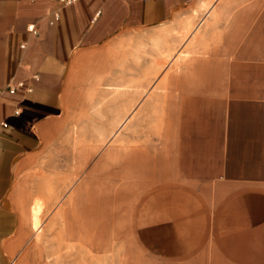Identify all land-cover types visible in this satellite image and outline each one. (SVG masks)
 Wrapping results in <instances>:
<instances>
[{
	"label": "crops",
	"instance_id": "obj_1",
	"mask_svg": "<svg viewBox=\"0 0 264 264\" xmlns=\"http://www.w3.org/2000/svg\"><path fill=\"white\" fill-rule=\"evenodd\" d=\"M201 1L0 0V264L28 247L31 171L65 123L87 55L124 32L168 31L191 4L208 18V56L187 68L199 75L206 62L207 87H185L182 68L166 97L186 114L183 145L217 148L218 159L197 163L199 149H183L192 158L181 161V178L193 184L148 193L137 240L159 264H264V0H209L206 10ZM119 73L115 82L131 79ZM160 166L161 177L178 174Z\"/></svg>",
	"mask_w": 264,
	"mask_h": 264
},
{
	"label": "rangeland",
	"instance_id": "obj_2",
	"mask_svg": "<svg viewBox=\"0 0 264 264\" xmlns=\"http://www.w3.org/2000/svg\"><path fill=\"white\" fill-rule=\"evenodd\" d=\"M193 7H185L168 31L124 32L94 53L98 56L89 53L79 94L59 119L65 123L53 131L49 154L35 159L30 189L33 204L43 205L42 225L38 231L31 225L28 247L15 264L160 263L137 240L135 216L142 200L160 186L193 184L181 178L187 171L181 161L192 158L183 152L186 147L199 149L197 163L203 156L209 165L218 159L217 148L208 153L203 146L183 145L186 114L173 110L166 97L182 68L185 87H207L206 62L199 75L187 68L208 56V18ZM116 72L131 79L117 83ZM125 117L129 121L113 135ZM161 162L178 174L161 177ZM96 198L107 199L104 215L93 208ZM99 236L108 238L106 250L95 245Z\"/></svg>",
	"mask_w": 264,
	"mask_h": 264
},
{
	"label": "bare ground",
	"instance_id": "obj_3",
	"mask_svg": "<svg viewBox=\"0 0 264 264\" xmlns=\"http://www.w3.org/2000/svg\"><path fill=\"white\" fill-rule=\"evenodd\" d=\"M209 6H210V1L209 0H202L201 2H200V4L198 5V8H201V9H207V8H209ZM98 56V54H94V53H92V56ZM88 56V55H87ZM91 56V57H92ZM90 58V57H89ZM66 91L67 90H65L64 91V94L63 95H66L67 93H66ZM63 99H65V96H63ZM129 119H130V117H125L120 123H119V125H118V127H117V129L115 130V132L113 133V135H116L118 132H119V130L121 129V128H123L124 126H125V124L129 121ZM78 189V188H77ZM188 197V196H187ZM107 202V199H105V198H96L95 199V204H94V206H93V208L94 209H97V210H99L100 208V210H101V214H103V209L106 207V206H104V204ZM42 203L41 202H36V203H34L32 206H31V209H30V217H31V223H32V226L35 228V230H39L40 228H41V225H42V223H41V221H40V216H41V213H42V211H43V208H42ZM98 212V211H97ZM104 215V214H103ZM100 238H95V241H97V242H95V245L96 246H98V247H101L103 250L105 249L106 250V248L107 247H109L108 245H109V242H107V237H103V236H99ZM107 238V239H106ZM103 240H105V241H103ZM101 241H103V243L101 242Z\"/></svg>",
	"mask_w": 264,
	"mask_h": 264
},
{
	"label": "built area",
	"instance_id": "obj_4",
	"mask_svg": "<svg viewBox=\"0 0 264 264\" xmlns=\"http://www.w3.org/2000/svg\"><path fill=\"white\" fill-rule=\"evenodd\" d=\"M63 5H71L73 3H75L77 0H59ZM30 31H33V27L30 26L29 27Z\"/></svg>",
	"mask_w": 264,
	"mask_h": 264
}]
</instances>
